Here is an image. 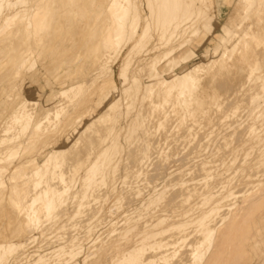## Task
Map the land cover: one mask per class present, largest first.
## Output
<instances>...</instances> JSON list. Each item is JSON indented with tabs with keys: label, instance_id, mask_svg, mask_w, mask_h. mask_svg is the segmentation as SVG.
I'll return each mask as SVG.
<instances>
[{
	"label": "bare ground",
	"instance_id": "6f19581e",
	"mask_svg": "<svg viewBox=\"0 0 264 264\" xmlns=\"http://www.w3.org/2000/svg\"><path fill=\"white\" fill-rule=\"evenodd\" d=\"M0 264H264V0H0Z\"/></svg>",
	"mask_w": 264,
	"mask_h": 264
},
{
	"label": "rangeland",
	"instance_id": "374dc122",
	"mask_svg": "<svg viewBox=\"0 0 264 264\" xmlns=\"http://www.w3.org/2000/svg\"><path fill=\"white\" fill-rule=\"evenodd\" d=\"M34 90H39L38 85L33 84L29 89L27 88L25 91L28 93V91H34Z\"/></svg>",
	"mask_w": 264,
	"mask_h": 264
}]
</instances>
